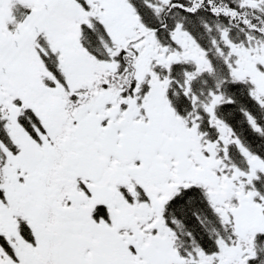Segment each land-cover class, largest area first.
I'll return each instance as SVG.
<instances>
[{"label":"snow or ice","instance_id":"snow-or-ice-1","mask_svg":"<svg viewBox=\"0 0 264 264\" xmlns=\"http://www.w3.org/2000/svg\"><path fill=\"white\" fill-rule=\"evenodd\" d=\"M0 264H264V0H0Z\"/></svg>","mask_w":264,"mask_h":264}]
</instances>
